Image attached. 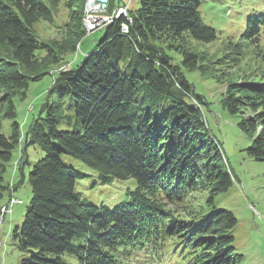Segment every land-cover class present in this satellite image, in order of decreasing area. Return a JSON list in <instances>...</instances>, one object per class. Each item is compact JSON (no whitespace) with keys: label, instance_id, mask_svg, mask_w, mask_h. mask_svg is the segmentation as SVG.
<instances>
[{"label":"trees","instance_id":"obj_1","mask_svg":"<svg viewBox=\"0 0 264 264\" xmlns=\"http://www.w3.org/2000/svg\"><path fill=\"white\" fill-rule=\"evenodd\" d=\"M202 3L141 0L130 11L127 34L125 18L115 19L76 68L51 72L67 48L57 44L54 50L33 30L41 20L53 21L51 8L43 0H0V47L9 51V57L0 55V204L11 197L6 174L15 152L22 149L21 182L13 191L25 182L28 149L44 153L28 176L32 195L24 220L12 231L19 264H132L138 257L137 264L243 262L233 234L236 215L224 208L205 213L236 177L210 133L203 97L171 56L182 54L186 69H198L197 53L179 50L184 37L202 44L218 39L203 21ZM118 5L109 0L108 12ZM239 22L242 38L232 47L235 56L227 57L233 65L242 61L236 59L239 44L259 47L264 0ZM77 23L81 38L80 17ZM48 74L53 100L42 104L25 132L26 121L3 134V121L17 116L15 98L26 97L30 83ZM222 104L240 117L239 129L251 140L248 154L264 161V80L227 85ZM85 177L93 185L134 179L135 188L110 208L82 197L78 184ZM198 192L207 193L202 208L191 219L176 216Z\"/></svg>","mask_w":264,"mask_h":264},{"label":"rangeland","instance_id":"obj_2","mask_svg":"<svg viewBox=\"0 0 264 264\" xmlns=\"http://www.w3.org/2000/svg\"><path fill=\"white\" fill-rule=\"evenodd\" d=\"M43 1L51 8L53 21H39L33 27L34 33L40 40L52 45L54 50L58 48L57 44L67 48L63 57L59 54L60 62L55 66H50V71H61L65 67L69 69L68 66L76 68L105 34L104 27L91 33L88 32L86 28L89 26V19L92 16L101 19L106 14H112L114 9L111 13L108 12V7L98 11L95 0ZM113 1L116 4H129L132 11L139 9L141 4V0ZM260 5L261 0H203L200 7L201 16L206 24L217 30L218 39L211 44H202L188 36L184 37L181 44L183 47L179 50L184 49L197 53L201 59L198 69H186L183 63L184 56L174 51L171 54L175 63L182 68V72L194 86L196 93L203 97L205 101L203 104L204 118L210 133L221 142L225 156L236 177L233 187L228 192L218 195L212 208L211 206L205 207V213L215 208H224L236 215L238 225L233 234L237 251L244 256L241 264H264V161L256 160L248 154L246 149L250 146L251 140L239 129L238 124L241 119L229 113L222 101L227 85L264 80V34L259 47L253 48L246 42L238 45L237 50L242 51V56L236 59L242 58L240 64L233 65V62L230 63L227 58L229 53L232 57L235 56L232 47L242 38L240 29L244 25L238 26L242 16L254 9L257 10ZM121 16L126 19L125 23H129L124 15ZM79 17L85 29V35L81 38H78L79 31L76 32ZM118 18L121 17L117 15L114 20ZM230 39L234 41L233 44H228ZM73 44L77 45V52L70 51ZM0 55L9 57V51L0 47ZM52 86L53 78L49 74L38 81L31 82L26 97L15 98L17 116L14 119L3 121L2 133L10 136L14 122L21 125L26 121L25 132L40 112L42 104L49 99L53 100L55 94L50 95ZM30 106H34V109L30 110ZM28 155L30 163L25 166V182L20 184L16 191H13L16 182H21L17 169L20 165L22 149L15 152V160L8 166L6 179L10 181V195L19 198L23 203L16 204L12 212L6 214L3 212L9 197L6 196L0 204V264H19L22 255L13 241L12 231L20 227L24 220L25 209L32 195L28 176L35 163L44 157V153L38 148L31 147L28 149ZM65 157L68 164L88 171L80 161L69 156ZM87 175L92 174L88 172ZM134 188V179L115 181L109 185H93V178L85 177L78 184L82 197L89 202L104 203L110 208L126 200L128 190ZM206 196V192L196 193L180 206L175 215L191 219L193 212L200 210L205 204ZM139 261V257L135 258L132 264H137Z\"/></svg>","mask_w":264,"mask_h":264},{"label":"built area","instance_id":"obj_3","mask_svg":"<svg viewBox=\"0 0 264 264\" xmlns=\"http://www.w3.org/2000/svg\"><path fill=\"white\" fill-rule=\"evenodd\" d=\"M95 4L98 6V11H101L103 9H107L108 7V1L105 5V7H103V4L101 2H99L98 0H95L94 1ZM97 11V12H98ZM120 13H127V15H129V23L132 22V19H131V16H130V8H129V4H123V5H118L114 8L113 10V13L110 14V15H104L103 17L100 18H97L95 16H92L88 23H89V26H87V31L88 32H93V31H97V29L99 27H106L107 25L111 24L113 22V19L115 17H117V14H120ZM126 28H129V25H124L123 27V32L126 31ZM70 68V66H68ZM65 70H69L67 67L65 68ZM64 70V71H65ZM34 109V106H30V110ZM23 203L22 200H20L19 198H16L14 197V195H12V197L10 198V200L8 201L7 205L5 206L4 208V214L6 213H11L12 210H13V207L16 205V204H21Z\"/></svg>","mask_w":264,"mask_h":264},{"label":"bare ground","instance_id":"obj_4","mask_svg":"<svg viewBox=\"0 0 264 264\" xmlns=\"http://www.w3.org/2000/svg\"><path fill=\"white\" fill-rule=\"evenodd\" d=\"M93 3V2H92ZM119 17H122L121 15H124L126 18H127V20L129 21V15H127V13H120V14H117ZM126 20V19H125ZM113 21H114V19H113ZM129 23L127 22V23H124L123 25H122V29H123V27H124V25H128ZM102 28V27H101ZM105 28V27H104ZM100 29V27L97 29V30H99ZM103 29V28H102ZM122 32H123V30H122ZM129 32V28H126V31L125 32H123V33H125V34H127Z\"/></svg>","mask_w":264,"mask_h":264},{"label":"water","instance_id":"obj_5","mask_svg":"<svg viewBox=\"0 0 264 264\" xmlns=\"http://www.w3.org/2000/svg\"><path fill=\"white\" fill-rule=\"evenodd\" d=\"M99 2H101L103 4V7H105L106 3L108 0H98Z\"/></svg>","mask_w":264,"mask_h":264}]
</instances>
